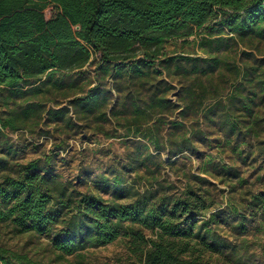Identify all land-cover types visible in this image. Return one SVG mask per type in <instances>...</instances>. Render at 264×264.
Returning a JSON list of instances; mask_svg holds the SVG:
<instances>
[{
  "label": "rangeland",
  "instance_id": "rangeland-1",
  "mask_svg": "<svg viewBox=\"0 0 264 264\" xmlns=\"http://www.w3.org/2000/svg\"><path fill=\"white\" fill-rule=\"evenodd\" d=\"M54 12L53 5L44 10L47 18ZM227 17L218 14L191 36L167 40L165 56L147 75L113 78L93 58L77 81L83 93L15 99L23 104L33 96L29 102L39 99L42 109L25 128L0 126V180L19 176L28 161L51 157L50 174L75 199L91 193L128 203L148 191L167 202L191 191L204 209L181 226L193 222L217 240L216 248L196 244L197 252L215 264H264V37L257 30L232 33L219 24ZM97 79L106 89L105 107L76 111L74 97ZM157 83L158 95L170 99L165 107L150 106ZM18 104L20 112L26 104ZM63 106L70 120L45 114ZM7 113L0 105V116ZM54 204L59 221L52 233H19L0 223V247L39 264H140L145 249L124 232L105 245L60 254L52 238L64 235L74 202ZM151 233L145 230V238Z\"/></svg>",
  "mask_w": 264,
  "mask_h": 264
},
{
  "label": "trees",
  "instance_id": "trees-1",
  "mask_svg": "<svg viewBox=\"0 0 264 264\" xmlns=\"http://www.w3.org/2000/svg\"><path fill=\"white\" fill-rule=\"evenodd\" d=\"M47 5L55 9L49 18L44 13ZM218 14L228 15L219 24L232 33L257 30L264 37V0H0V105L8 108L0 116L1 128H25L26 119L42 109L39 99L29 102L32 96L18 104L19 97L83 93L77 81L93 58L96 67L107 68L113 78L149 74L153 62L165 56L167 40L191 36ZM153 88L150 106L165 107L170 99L158 95L161 83ZM105 93L97 79L84 95L74 97L76 111L105 107L101 101ZM16 104L26 105L19 112ZM68 112L69 107L63 106L45 114L67 121ZM51 169L52 158L45 157L43 164L40 159L28 161L17 177L2 175L0 223L11 224L19 233L50 234L59 221L54 202H74L73 215L64 221V235L52 238L62 255L105 245L124 232L134 245L142 246L141 251L145 249L140 264H215L195 245L216 248L217 240L193 222L181 226L204 209L191 191L167 202H156L148 191L137 193L128 203L91 193L75 199ZM145 230H151V236L145 238ZM0 264L39 263L0 247Z\"/></svg>",
  "mask_w": 264,
  "mask_h": 264
}]
</instances>
